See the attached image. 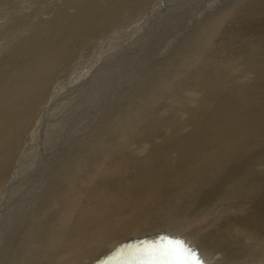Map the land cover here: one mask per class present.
Returning <instances> with one entry per match:
<instances>
[{
    "label": "bare ground",
    "instance_id": "1",
    "mask_svg": "<svg viewBox=\"0 0 264 264\" xmlns=\"http://www.w3.org/2000/svg\"><path fill=\"white\" fill-rule=\"evenodd\" d=\"M115 1H96L97 5L104 4L103 10L98 5L103 15L92 19L89 16H92L90 7L93 5L78 2L79 9L87 14L82 21L71 17L75 12L68 14V20L65 14L64 20L69 23L68 28L71 30L67 35L60 36L62 33L59 28L62 25H58L59 22L53 25L49 20L51 23L46 24L48 33L43 38L39 34V37L32 34L29 36V32L25 31L27 34L20 32L19 35L23 37L20 41L0 45V193L3 192V196L18 181L29 183L35 174L34 169L41 162L38 150L43 145L38 138L43 134L45 118L37 116L40 114L37 112L43 108L42 102H48L52 96L54 89L51 83L58 65L60 62L62 64L67 55L71 56L74 41L80 35L85 38L88 34L89 31L83 30L84 26L105 27L123 10L122 5L127 0ZM245 1L237 0L235 3L240 6L228 11L223 20L207 15L204 23H201L202 20L197 21L201 30L197 33L199 35L194 41L193 51L191 48H182L181 44L178 47L175 45L172 50L174 56L171 55V58L174 63L178 61L175 64L177 67L164 70L167 73L153 71L143 76L137 89L144 90L139 95L136 91L140 101L136 105L128 102V113L113 121L117 125L114 131L105 129L101 122L97 126L96 136L102 142V146H99L101 152L80 156L82 151L71 146L68 151L71 150L69 154L74 157L68 159V164L62 165L64 172L56 169L54 173L53 170L39 189L36 190L34 186L32 204L23 218H20L18 230L13 235L5 233L9 226L7 221H0V264H127L126 254H121V249L144 240L159 241L162 236L184 241L185 246L198 253L202 264H264V193L260 191L256 196V209L241 215L242 218L234 224L228 221L224 238L209 235L212 232L210 230L209 234L206 232L193 239H186L160 231L165 229L164 225L155 235H142L146 233L142 231L146 226L156 224L158 219H167L166 212L155 216L157 208L164 207L174 199L188 198L192 192L196 195L198 192L195 194L194 191L199 190L198 194H201L202 189H209L206 186L215 183L213 181L218 173L245 161L248 155L264 143V57L261 56L264 52V25L261 26L263 38L249 41L251 58L244 52L238 55L227 53L217 58L198 55L202 44H213V41L208 42L209 33L219 31L232 15L244 12L245 16L248 14L255 18L254 15L262 11L259 1L260 9ZM244 4L248 5L247 9L242 8ZM203 7L207 9L206 5ZM42 27L36 26L41 32L45 27L44 22ZM189 38L187 40L191 42L193 38ZM158 54L165 55L161 51ZM242 64L254 70L255 78L261 80V86L254 87L256 90L253 92L245 83L233 77V71ZM163 66L166 67V64ZM220 66L229 70L228 82H223ZM241 70L246 72L247 69ZM187 93H190L189 100L186 99ZM138 96L134 97L138 99ZM29 128H33L29 133L34 142L23 148L21 159L19 162L16 160L17 165L15 158L20 153L19 149H22V141L25 142L26 136H30ZM69 143L62 148V152L72 145ZM29 152L35 155L32 158L34 160L24 159ZM14 168L16 172L19 170L20 177L11 176ZM27 168L32 170L26 171ZM21 171L26 172L22 175ZM52 175L56 177L51 178ZM240 175L245 179L249 171ZM91 181L94 184L84 194L82 185ZM213 186L207 192L202 191L203 194L197 195L202 196V199L207 198L203 204H210V201L217 198L220 200L223 195H230L235 190L224 184L219 195L211 197ZM237 186L242 187V183ZM250 186V183L244 185L245 189ZM77 191L82 197L77 196ZM3 196L1 194L0 213L3 211ZM223 200L228 203V198ZM133 234L139 236L133 238Z\"/></svg>",
    "mask_w": 264,
    "mask_h": 264
},
{
    "label": "rangeland",
    "instance_id": "2",
    "mask_svg": "<svg viewBox=\"0 0 264 264\" xmlns=\"http://www.w3.org/2000/svg\"><path fill=\"white\" fill-rule=\"evenodd\" d=\"M81 1L86 3L88 2L90 5H93L90 7V13L91 9L93 12L91 13L92 16H89V18L92 19L94 16L100 18L103 15L102 10L104 8L102 7L104 4H98L102 9L100 11L98 8L99 6L95 2L105 3L108 0H100V2L98 0H0V5L4 8L0 7V10L3 9L2 12L0 11V45L3 43L10 44V41L12 43L13 41L17 42L19 39L21 40L23 37L19 35L20 32L24 34L29 32L27 34H30L29 36L32 34L39 37L40 35V37L43 38L48 33L46 31V26L51 22L53 25L58 24V22V25H62L59 28V32L62 33L60 36L67 35L71 32L68 28L69 23L66 21L68 20V14H70V12H75L71 17H76L79 21H82L87 14L84 10L79 9L80 7L78 2ZM118 1L119 0H117V2ZM236 1L237 0H127L125 1L126 4L122 5L124 8L121 7L123 10H121L120 13H117L112 18L111 22L108 23V25L106 24L105 27L100 26L97 28H91L84 26L83 30L85 32H90L87 34L88 37L86 35L84 36L85 38H83L80 35L74 41V46L71 48L72 51H70L71 56L69 55V57L67 55L64 58L65 61L63 59L62 64L60 62L58 65L59 68L55 72L56 74L54 75L53 82L51 83V88L53 87L52 89H54L53 91L51 90V98L48 102H45L44 100V103L42 102L44 106H42L43 108L40 110L41 112H37L38 114L40 113L37 116L42 119L45 118L43 120V124H45V126L42 131L43 134L39 135L41 138H38L39 143L43 145L38 150L41 162L38 164V167L34 169L35 174L32 176V180H30L29 183H27L28 181H26V183L18 181L12 187L13 189L11 188L10 191H7L6 196H3V192L0 193V197L1 194L3 196V211L0 213V221L3 223L7 221V224L9 225L5 232L6 234L11 233L13 235L14 232L18 230L20 218H23L24 213L27 212L30 208L29 206L32 204V191L39 189L41 185H43L49 175V172L51 173V171L54 170V173H56V169H61L64 172L62 165L65 163L68 164L70 161L68 159L72 160L74 157V155L69 154L71 150L68 151L71 146H73V149H76L77 151H82L80 156L87 153H92L93 155L101 152L102 148L99 146H102V142H100L101 139H98L96 136V130L99 123L101 122L102 126H105V129L110 128V130L114 131L117 125H114L113 121L117 118L120 119L121 116L123 117L128 113V107L130 106L128 102H132L133 105H136L138 103L137 101H140L138 95L140 91L143 92L144 89H137V85L141 84L143 76L149 73L151 74L153 71H157L158 73H167L164 70H172L177 67L175 64L176 62L178 63V61L175 60L174 63V59L171 58L174 56V52H172L174 46L176 45L175 47H178V45L181 44L182 48H186L187 50L191 48L192 50L194 41L199 35L197 33L201 30V26H198L197 21L202 20L201 23H204L208 16L223 20L227 16L226 13L228 11L240 6L235 3ZM253 1L250 0L249 2V0H246L245 2H248V5L251 4V6L257 7L258 9H260L259 7L262 5L261 8L264 9V0ZM255 4L258 5L255 6ZM205 5L207 6L205 7L207 8L206 10L203 7ZM248 5L246 6L244 4V6L242 5V8L247 9ZM202 7L205 10L204 12L203 9H201ZM263 9L262 11L260 10L258 14L254 15L255 18H253V16H249L248 14L245 16L246 13L243 14L244 12H239V14L236 13L234 14L235 16L232 15L230 17L231 19L229 18L230 20L228 19L219 31L216 30L209 33L210 35L208 37L210 38L208 42L213 41V44H209L210 46H208V44H202L199 49L201 51L198 50V55H212V58H217L227 53H236L238 55L239 53L244 52L251 58L249 41L263 38L261 32V26L262 24L264 25V15H262L264 14ZM95 10H99L100 14L99 11L97 13ZM79 11H81V13H78ZM23 15L25 17H23ZM189 15L193 17L191 18ZM198 15H200V18H197ZM172 16L175 18H171ZM64 17L67 19L65 18L66 20H64ZM49 20L51 22H49ZM43 22L45 27L40 32L39 28L43 26ZM83 23H88V21H84ZM39 24L41 25L39 26ZM36 26L39 28H36ZM224 27L229 29L226 30ZM174 29L179 30V32L177 31L178 34ZM37 30L40 33H37ZM35 32L37 34H35ZM195 34H197V36H195ZM193 35L195 36V39ZM189 36L193 39L191 40ZM188 38L193 43L190 41L188 42ZM163 48H165V52L162 50ZM159 50L161 53H165V55L158 54L160 53ZM261 56L264 57V52L261 53ZM157 59H159V61ZM162 59L164 61H162ZM163 62L166 64V67L163 66ZM166 62L172 65H168ZM179 65H181V68H184V65L181 63H179ZM239 67L243 70H247L244 72L240 68L235 69L232 73L235 79L245 83L251 92L256 90L254 87L259 88L261 86V80L255 78L254 70L246 68V64L239 65ZM219 71L221 72L223 82H228L229 70L224 66H220ZM240 75L244 77L241 78ZM134 86H136L135 89H132ZM136 91L138 92V95ZM126 93H129V95H126ZM186 95V99L189 100L191 98L190 93H187ZM134 96H138V99ZM32 122L33 119L31 124ZM32 129L33 128H29L28 134L30 136L27 135L28 137L26 136L24 139L26 140L25 142L28 143L22 141L25 145L21 143L23 145L21 146L20 144V148L22 147V149H19L20 155H16L17 159L15 158V164L17 165L21 159V151L23 148L29 146V143L31 145L34 142V140L31 141L32 136L29 133L30 130V132H32ZM110 130L108 129V131ZM68 142H71L69 144L72 145H70L68 149L64 148L65 151L62 152V148L67 147ZM113 142L114 139L112 140V143ZM29 153L25 155L26 157L24 156V159H27L28 161L34 160L32 158H34L35 155H33V153ZM263 159L264 143L260 146V148L256 149L254 153L248 155L245 161L238 162L232 169L228 167L224 171L218 173L213 181L215 183H212L214 186L212 184L206 186L209 189H212L211 187L213 186V190L210 192L211 197H213L219 195L221 187L224 184H227L231 189H235L231 192V194H233L232 196L231 194L223 195L220 199L221 201L217 198L210 201V204L209 202L203 204L207 198L202 199V196H200V198L197 195L203 194L202 191L205 193L209 190L205 188L206 190L202 189V191H200L201 194H198L199 190L194 191L195 194L198 192L196 195L192 192L191 194L193 197L190 194L188 196L189 199L187 196L180 198L177 201L174 199V201L166 204L164 207L157 208L155 210L156 217L162 214L164 215L166 212L165 214H167L168 220L164 219L161 221L162 219H158L157 223L159 224L157 225L156 223L154 225H149V227L146 226L142 230L146 233L142 235H155L157 231H159L158 229L165 226V229L160 231H167L169 234L171 233L174 236H181L186 239H193L194 237L206 232L209 234L211 231L213 233L211 232L209 235L213 234L214 236L217 235L223 237V234H226L225 230L228 226V221H230L229 223L234 224V222L236 223L239 221L244 214L256 209V196L260 192L261 194L264 193ZM29 169L27 168L26 171H29ZM228 169L229 172H227ZM246 170L249 171V176L243 179L240 174ZM11 171L12 172L10 174H12V177H15V175L16 177H20L18 173L19 170L16 172V168H14ZM26 171H21L22 173H20L23 175ZM231 174L232 176H229ZM55 177L56 175H52L51 178ZM39 182L42 183L40 184ZM8 183L10 184L11 181ZM239 183H242V187L237 186ZM248 183H250V185L252 184V186H250L251 188L245 189L244 185ZM93 184L94 182L92 181L83 184V193L85 194L87 189ZM7 189L8 187L5 191ZM81 195L82 194L78 192L77 196L82 197ZM253 196H255V198H253ZM226 198H228V200H226L228 203L223 200ZM190 199H192V201ZM186 202L191 204L187 205L188 203ZM242 205L247 212H245ZM186 206H188V208ZM247 207H249L248 210ZM170 208L172 209L169 210ZM240 208L242 209L241 211ZM167 211L169 212L167 213ZM242 212L243 214H241ZM4 219L5 221H3ZM131 236L135 238L139 235L133 234ZM230 241L232 240L230 239Z\"/></svg>",
    "mask_w": 264,
    "mask_h": 264
},
{
    "label": "snow or ice",
    "instance_id": "3",
    "mask_svg": "<svg viewBox=\"0 0 264 264\" xmlns=\"http://www.w3.org/2000/svg\"><path fill=\"white\" fill-rule=\"evenodd\" d=\"M127 264H202L195 250L180 239L162 236L159 241H141L120 250Z\"/></svg>",
    "mask_w": 264,
    "mask_h": 264
}]
</instances>
